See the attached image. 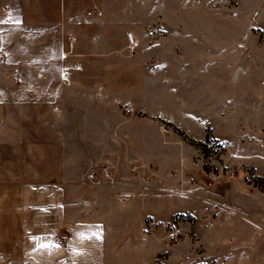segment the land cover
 <instances>
[{"label":"rangeland","instance_id":"374dc122","mask_svg":"<svg viewBox=\"0 0 264 264\" xmlns=\"http://www.w3.org/2000/svg\"><path fill=\"white\" fill-rule=\"evenodd\" d=\"M127 1L161 6L146 27L151 44L158 27L168 35L178 19L193 23L194 48L214 53L220 69L193 79L207 100L175 102L168 80L155 96L138 47L128 48L110 58L113 72L78 73L65 110L10 104L19 119L2 126L23 130L22 141L65 142L83 192L101 185L124 204L144 195L145 218L115 236L123 246L113 264H264V0Z\"/></svg>","mask_w":264,"mask_h":264},{"label":"crops","instance_id":"0c3cea01","mask_svg":"<svg viewBox=\"0 0 264 264\" xmlns=\"http://www.w3.org/2000/svg\"><path fill=\"white\" fill-rule=\"evenodd\" d=\"M161 13V6L127 0H0V138H13L0 139V264H113L121 257L122 238L115 236L128 230L130 217L145 218L144 195L124 204L101 185L83 192L81 169L66 155L65 142L22 141L17 138L26 133L13 132L2 121L19 119L7 109L10 104L65 110L62 106L75 103L78 73L98 67L113 72L110 58L129 48L128 31L135 35L142 71L153 75L155 96L168 80L175 102L207 100L193 79L214 78L220 69L209 58L215 54L194 48V25L180 19L168 35L158 27L151 44L146 27L160 21ZM213 98L214 103L225 99ZM96 100L93 96L90 103ZM114 227H121L120 233Z\"/></svg>","mask_w":264,"mask_h":264},{"label":"built area","instance_id":"2783aa9c","mask_svg":"<svg viewBox=\"0 0 264 264\" xmlns=\"http://www.w3.org/2000/svg\"><path fill=\"white\" fill-rule=\"evenodd\" d=\"M91 13V12H89ZM127 35V39H128V47L130 48L131 51L135 50L136 47H137V41H136V38H135V35L132 31H128L126 33ZM79 66V64H77V67ZM13 75H17V70H15L13 72ZM60 239H57L56 242H59Z\"/></svg>","mask_w":264,"mask_h":264}]
</instances>
